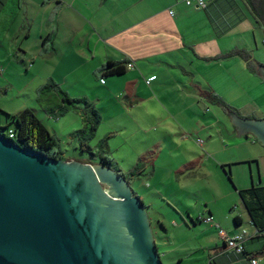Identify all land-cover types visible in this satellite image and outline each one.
I'll return each instance as SVG.
<instances>
[{"label":"crops","instance_id":"obj_1","mask_svg":"<svg viewBox=\"0 0 264 264\" xmlns=\"http://www.w3.org/2000/svg\"><path fill=\"white\" fill-rule=\"evenodd\" d=\"M244 2L247 4L245 15L235 0H215L205 9L186 7L177 4L176 0H0V16L8 10L10 3L15 5L10 8L13 9V19L18 17L16 10L21 11L20 14L24 12V22L12 44L20 46L22 43L23 46L21 39L30 41L34 35L36 40L29 49L22 48L23 55L35 61L50 57L64 62L74 59L80 62L77 69L64 70L67 73L64 84L60 83L58 88L71 97L86 98L95 105L102 116L96 138L103 133L101 140L108 139L110 153V145L115 139H121L122 143L138 141L135 158L146 164L133 178L140 179L148 174L157 186L155 189L160 198L181 217V226L196 230L205 223L201 218L207 215L199 214L197 221L180 193L192 187L209 191L210 174L203 171L205 164H208L207 169H210L209 164L212 165L219 185L225 186L227 182L234 190L231 194H240L249 215L241 191L258 187L253 182L254 186L241 189L232 179L233 163L239 161L249 163L253 179L252 161L257 159L256 156L247 149L242 154L244 160L237 159L228 149L231 157L226 161L219 160L218 157H223L226 150L215 149L218 138L214 137L216 133L211 134L210 129L217 132L221 114L232 120L233 130L229 134L246 140L256 139L235 125L234 116L244 120L261 118H243L242 114H230L218 105L213 109L211 119L207 106L209 92L222 98L227 88L230 92L238 91V80L236 77L224 80L226 73L235 75L236 65L239 71L243 66L244 70L249 68L247 62H241L240 56L214 60L237 48L241 50L240 42L236 44L235 39L227 42V36L228 39L235 36L233 31L242 29L243 24L250 29L248 18L254 21L256 28L264 31V25H259L254 19L249 3ZM36 44L39 46L37 49ZM3 45L0 42V47ZM109 62H131L135 69H127L123 75L104 77V69ZM258 67L264 68V65L254 63L247 72L261 79ZM4 70L1 67V74ZM75 70L78 79L90 75L89 82L75 81V86L82 84L89 90H83L87 93L84 96L73 94L77 93L74 86L65 89L66 75L73 74ZM82 72L84 75L80 77ZM70 113L77 114L74 111ZM78 131L70 137L73 139ZM234 146L241 155L242 143ZM197 147L207 151L198 153ZM69 160L80 162L73 158ZM90 162L98 163L99 160L88 159L84 163ZM165 190L172 192L166 194ZM189 193L193 196V192ZM225 197L215 200L218 202ZM204 201L208 216H213L223 230V225L229 227L227 218L209 208L210 200ZM250 219L253 233L247 231L251 238L245 245L246 251L250 257L264 264V234H257L251 215ZM243 225V218L236 216L234 228L224 231L234 236L244 230ZM161 226L167 232L162 222ZM210 227L218 232L214 226ZM208 249L210 264H251L247 257L227 248L224 240L210 244Z\"/></svg>","mask_w":264,"mask_h":264},{"label":"rangeland","instance_id":"obj_2","mask_svg":"<svg viewBox=\"0 0 264 264\" xmlns=\"http://www.w3.org/2000/svg\"><path fill=\"white\" fill-rule=\"evenodd\" d=\"M235 1H237L244 12L243 15H245L247 13V4L244 0ZM245 1L247 2V0ZM14 6L13 3H10L8 10L0 16V42L4 44L3 47H0V69L1 67L5 69L0 76V127H5L6 131L14 129L15 125L10 116L20 114L26 110H32L37 118L46 126L51 135L57 139L58 145L55 151L60 153L62 160L66 161L73 158L84 163L85 161L87 162L88 159H94V161H96L101 159V156H106L114 162L115 170L124 173V176H129L131 174L128 173L130 170L133 172L135 170L136 172L137 169L134 168V165L140 162L135 158L136 149L138 147L137 140H131L129 143H122L121 139H115L110 145L112 149V153H110L108 143L104 146L101 140L104 136L102 135L103 133H99L98 137L91 142V151H82L78 141L70 137V134L82 129L83 124L81 118L75 113H67L64 116L57 117L54 112L57 110L60 98L51 95L52 93H49L46 97L41 96V91L52 83L56 85L63 83L65 74H67L64 70L77 69L80 66V62L75 59L64 62L61 59L50 57L39 58L35 61L34 58L23 55L21 53L22 48L24 50L29 49L30 44H35L36 38L34 35L30 41L24 38L21 39V41L24 42L23 46L22 43H20V46L15 45V43L12 44L17 30L24 22L23 18L25 17L24 12L20 14L21 11L16 10L18 17L13 19L14 16L11 13L13 9L10 8H14ZM247 20L251 24L250 29L246 24H243L242 29H238V31L234 30L233 33L235 32L236 35L230 36V39H228L229 36H227L226 41L228 42L235 39L236 44L237 41L240 42L241 51L249 52L253 58L252 67L254 63L264 65V31H262L260 27L256 28V24L251 18ZM239 31L240 34H238ZM226 33L228 34V32ZM38 44H36L35 49L39 48ZM240 59L241 62L245 61L243 56H240ZM243 65L245 64L243 63ZM250 68L244 70L243 66L239 71L236 65L234 71L235 75L229 72L225 74L223 79L227 81L236 77L238 81L235 80L239 84V87L236 88L238 89L237 92H230L228 88L225 89L226 92H223L225 97H222V99L227 105L238 110L240 115L242 114V116H244L243 118L258 117L263 119L264 82L255 77V74L250 75L249 72H247L250 71ZM83 75L84 72L80 73V77H83ZM66 76L68 77H66L67 84L65 89H67V87L73 88L74 86L76 88L75 92L77 93L73 94H81L80 96L87 94L83 93L87 89L82 84L75 86V81L77 82V80H79L84 83L89 82L91 80L90 75L78 79L79 75L77 70H75L73 74ZM88 91L89 90H87V92ZM207 106L209 108V117L212 119V116H214L213 109L220 105L215 106L214 103L209 102ZM218 118L220 123L216 127L217 132L210 129L211 134L214 135V133H216L214 137L218 138L215 149L226 150L225 155L223 157H218V159L226 161L231 157L228 149H231V153L235 154L237 159L242 158V160H244L245 157H243L242 154H244L247 149L248 152L257 158L252 161L253 179H251L249 163L244 164L241 161L233 163L232 179L236 186L241 189L245 188V186H264V146L254 138L246 140L245 138L237 137V135L229 134V131L233 130L232 120L226 116L223 117L221 114ZM152 135L153 134L149 137ZM238 143H242L240 147L241 155L238 152V148L234 146ZM197 149L199 151L196 150L198 153H202L204 150L207 151V149H203V147H197ZM141 162L144 163L145 167L146 162ZM207 165L208 164H205L203 171H209L210 174L208 180L209 191L196 190L192 187L187 192L180 193L190 206L189 210L193 216H195L197 221H199L198 216L201 213L208 216V209L204 203V200L208 198L210 200L208 202L209 208L218 211L222 216L227 218L229 227L223 225L224 230H232V228H234L236 216H240L244 221L242 228L249 233H253L250 215L243 204L240 194H231L234 190L227 182L225 186L219 185L218 179L216 178L217 176L214 175V168L209 164L210 169H207ZM227 170H229V165H227ZM136 175L138 176V173ZM225 176L229 179L228 175ZM131 177V187L135 194L141 196L148 211L156 245L163 264H210L208 246L216 241H220L221 243L223 241L220 236V229L216 227V224L219 225L217 221H215L214 225L203 223L199 225L196 230H189L181 226V217L174 212L168 205V202L160 198L159 194H157L158 191L155 189L157 186L148 174L136 180L133 178V175ZM229 181L231 182L230 179ZM231 184L234 186L232 182ZM163 192L169 194L172 191L165 190ZM189 192H193V196H190ZM225 195L226 197L224 199L216 202L215 199ZM161 222L165 225L167 232L164 231ZM210 226H214L218 232Z\"/></svg>","mask_w":264,"mask_h":264},{"label":"water","instance_id":"obj_3","mask_svg":"<svg viewBox=\"0 0 264 264\" xmlns=\"http://www.w3.org/2000/svg\"><path fill=\"white\" fill-rule=\"evenodd\" d=\"M234 123L264 146V119ZM0 264L163 262L145 203L121 172L101 159L48 157L0 134Z\"/></svg>","mask_w":264,"mask_h":264},{"label":"trees","instance_id":"obj_4","mask_svg":"<svg viewBox=\"0 0 264 264\" xmlns=\"http://www.w3.org/2000/svg\"><path fill=\"white\" fill-rule=\"evenodd\" d=\"M247 2L252 8L254 19L259 25H264V0H247ZM233 56H243L249 68L252 67L253 58L247 51L235 50L221 57H217L214 60ZM126 64L107 63L103 76L113 77L125 74L127 72ZM49 93L60 98V103L54 112L57 117L64 116L73 111L81 116L83 127L75 133L73 140L78 141L82 151H91V142L96 138L97 130L102 122V116L95 105L86 98H72L69 94L60 90L55 83L45 87L41 91V96L46 97ZM207 99L209 102L224 107L230 114L240 115L238 110L227 105L221 97L212 92L207 94ZM10 117L15 127L9 131H6L5 127H0L1 135L15 142L23 149H31L48 157L62 159L60 153L55 151L58 145L57 139L51 135L46 126L37 118L32 110H26L20 114L11 115ZM11 133L14 135L13 138H10ZM102 142L105 146L108 143V139H104ZM101 160L107 166L116 169L114 162L109 157L101 156ZM141 168H144L143 162L137 164V171L132 172L130 175H136ZM130 175H125L129 181L131 180ZM241 195L250 212L253 225L259 230V233L264 234V187L258 186L241 191Z\"/></svg>","mask_w":264,"mask_h":264},{"label":"built area","instance_id":"obj_5","mask_svg":"<svg viewBox=\"0 0 264 264\" xmlns=\"http://www.w3.org/2000/svg\"><path fill=\"white\" fill-rule=\"evenodd\" d=\"M215 0H176L177 4L185 5L186 7H197L200 9H205L208 7L209 4L214 2ZM126 68L128 70H134L135 65L133 63H128L126 65ZM1 76V72H0ZM14 135L11 133L10 138H13ZM202 142V141H200ZM201 220H204L205 223L213 224L215 223L213 216H207L205 218H201ZM216 227L220 229V236L224 240L227 248L234 251L235 253L239 255H244L247 257L251 264H260L259 260L252 258L249 256V254L246 251V243L250 240L251 235L248 234L247 230H242L239 234H236L234 236H230L228 233H226L219 225L216 224ZM257 229V228H256ZM259 233V230L257 229V234Z\"/></svg>","mask_w":264,"mask_h":264}]
</instances>
